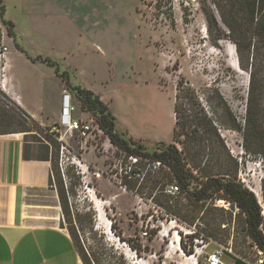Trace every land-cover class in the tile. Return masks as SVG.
<instances>
[{
  "label": "rangeland",
  "instance_id": "rangeland-1",
  "mask_svg": "<svg viewBox=\"0 0 264 264\" xmlns=\"http://www.w3.org/2000/svg\"><path fill=\"white\" fill-rule=\"evenodd\" d=\"M0 6L14 34L0 20V43L6 48L1 51L0 101L18 119L30 124L16 106L37 122L40 128L28 133V140L46 141L48 134L58 143L52 185L64 189L67 204L59 222L74 233L83 264H205L207 252L217 245L244 263L257 264L259 248L247 235L239 208L230 202L228 208L219 205L221 198L195 204L184 194L161 195L148 178L159 167L144 156L134 161L116 147L63 78L97 94L119 127L148 149L156 141L173 142L175 94L182 78L194 91L185 100L217 121L229 154L222 158L236 163V179L254 192L264 213L262 158L244 150L242 132L231 128L226 113L228 107L243 126L252 68L264 115V48L255 51L253 67L250 59L248 69H242L213 0H0ZM206 11L216 24L207 22ZM13 84L25 100L40 97L43 89L49 93L41 115L46 123L15 100ZM64 94L75 106L71 116L92 124L86 141L60 125ZM17 127L16 121L0 118V132ZM53 132L68 142L64 177L61 142ZM218 163L216 158L210 162L214 168ZM152 191L161 204L152 201ZM176 204L182 209L176 211ZM75 213L82 221L75 220Z\"/></svg>",
  "mask_w": 264,
  "mask_h": 264
},
{
  "label": "trees",
  "instance_id": "trees-1",
  "mask_svg": "<svg viewBox=\"0 0 264 264\" xmlns=\"http://www.w3.org/2000/svg\"><path fill=\"white\" fill-rule=\"evenodd\" d=\"M213 1L221 21L229 30L228 37L235 45L241 68L247 70L250 59L252 60L250 65L253 67L254 60L257 59L255 51L257 54L261 48H264V0ZM205 14L209 24H216V19L211 11H206ZM0 20L5 26H8V33L13 34L12 29L9 27L11 23L4 18L3 6H0ZM33 60L36 59L33 58ZM43 61L50 62L49 59H43ZM2 62L0 49V66ZM249 73V91L243 126L236 122L228 107L226 113L232 120L231 128L242 132V147L244 150L247 153L260 155L264 164V119H262L264 115L260 108V100L263 97L255 89L257 72L251 68ZM63 79L67 82L76 99L80 101L81 107L97 118L98 125L116 147L128 156H144L151 162H160L159 168L153 173L155 175L148 178H151L154 189L158 188L157 190L161 195L169 196L163 192L164 187L167 184L175 183L179 187V192L176 194H184L185 198L195 204L216 198L227 200L245 215L247 235L259 249L264 251V232L261 229L264 222V213L261 203L254 192L236 179V163H227L225 158H222L224 154L229 157V154L216 126L217 121L204 109L201 112L196 111L193 105L185 100V98L192 97L194 91L190 87H186L182 78L177 84L175 94L173 142L156 141L150 149L145 147L140 139L128 135L126 130L119 127L118 121L111 113L108 105L97 94L80 85H71L69 78ZM8 108V105L0 101V118L6 117L16 121L18 127L7 129L5 132H0V134L17 132L28 134L38 131L40 127L37 122L19 106H16V108L20 109L22 114L30 121V124L24 119L23 121L20 118L18 119L17 114L10 112L11 109ZM188 111L189 113H187ZM47 136L48 134L44 139L48 142L47 147H52V152L51 156L47 155L46 158L50 160L52 173H54L56 164H54V157L52 156L53 149H59V145L54 139ZM38 141L44 142L45 140L39 139ZM213 158L219 160L215 168L210 164ZM133 172L138 171L134 170ZM52 180L53 178H51L50 184H52ZM261 184L264 200V177ZM57 193L62 210L67 212L64 189L58 188ZM152 193L153 191L150 193L152 201L161 204V201L155 198L156 195L153 196ZM174 208H176V211L182 209L178 204ZM75 220L82 221L80 213H75ZM69 233L74 240V233L72 231H69ZM180 245H182L183 250L186 249V246L182 243V236Z\"/></svg>",
  "mask_w": 264,
  "mask_h": 264
},
{
  "label": "crops",
  "instance_id": "crops-1",
  "mask_svg": "<svg viewBox=\"0 0 264 264\" xmlns=\"http://www.w3.org/2000/svg\"><path fill=\"white\" fill-rule=\"evenodd\" d=\"M13 85L15 100L41 124L46 123L41 115L49 93L43 89L40 97L25 100ZM28 135L0 134V264H83L74 240L59 222L62 208L50 184L48 142L28 140ZM243 262L229 251L222 256V264Z\"/></svg>",
  "mask_w": 264,
  "mask_h": 264
},
{
  "label": "built area",
  "instance_id": "built-area-1",
  "mask_svg": "<svg viewBox=\"0 0 264 264\" xmlns=\"http://www.w3.org/2000/svg\"><path fill=\"white\" fill-rule=\"evenodd\" d=\"M0 36H1V33H0ZM0 49L1 51L6 50V48L3 46L2 43H0ZM64 97H65V100H64L63 107H62L60 125L61 127H64L67 131H69L71 134L76 133L78 139H82L86 141L89 134L92 132V124L82 123L80 120L73 118L71 116V113L75 109V106L70 102L69 95L64 94ZM53 133H54L53 135L57 138V140L61 142V148H60V155H61L60 159L61 160L59 162V166L61 169L62 176L64 177V166H63L62 157L64 155V150L66 151L68 149V145H66L68 144V142L65 139H63L62 136L58 137L56 135L57 133L55 132ZM130 158L134 161L136 159L134 158V156H130ZM152 163L155 168L160 166L159 161L152 162ZM163 192L166 195H174L179 192V187L175 183H170L164 187ZM218 202H219L218 203L219 205L224 206L225 208H228L229 206V202L227 201L225 202L224 199H219ZM184 234H186V232ZM142 235L146 236L147 230H144L142 232ZM178 237L179 238L177 241V246L179 247V250L183 252V249L181 248V245H180L181 235L178 234ZM226 251H230V249L223 245H217L211 252L207 254L206 256L207 264H222V256ZM258 254L260 257L257 260V264H264V251L261 249H258Z\"/></svg>",
  "mask_w": 264,
  "mask_h": 264
},
{
  "label": "water",
  "instance_id": "water-1",
  "mask_svg": "<svg viewBox=\"0 0 264 264\" xmlns=\"http://www.w3.org/2000/svg\"><path fill=\"white\" fill-rule=\"evenodd\" d=\"M205 264H207V262H205Z\"/></svg>",
  "mask_w": 264,
  "mask_h": 264
}]
</instances>
